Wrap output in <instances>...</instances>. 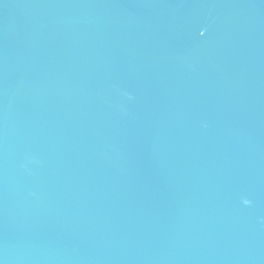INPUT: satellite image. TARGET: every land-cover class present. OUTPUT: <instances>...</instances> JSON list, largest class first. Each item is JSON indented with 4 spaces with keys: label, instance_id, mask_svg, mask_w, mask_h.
<instances>
[{
    "label": "water",
    "instance_id": "1",
    "mask_svg": "<svg viewBox=\"0 0 264 264\" xmlns=\"http://www.w3.org/2000/svg\"><path fill=\"white\" fill-rule=\"evenodd\" d=\"M0 264H264V0H0Z\"/></svg>",
    "mask_w": 264,
    "mask_h": 264
},
{
    "label": "clouds",
    "instance_id": "2",
    "mask_svg": "<svg viewBox=\"0 0 264 264\" xmlns=\"http://www.w3.org/2000/svg\"><path fill=\"white\" fill-rule=\"evenodd\" d=\"M244 202H245L246 204H247V203H250V201H248V200H245Z\"/></svg>",
    "mask_w": 264,
    "mask_h": 264
}]
</instances>
